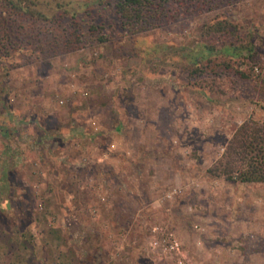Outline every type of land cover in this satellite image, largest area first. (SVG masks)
Segmentation results:
<instances>
[{
    "label": "rangeland",
    "instance_id": "rangeland-1",
    "mask_svg": "<svg viewBox=\"0 0 264 264\" xmlns=\"http://www.w3.org/2000/svg\"><path fill=\"white\" fill-rule=\"evenodd\" d=\"M32 1L0 0V264H264V184L206 172L264 124V0Z\"/></svg>",
    "mask_w": 264,
    "mask_h": 264
},
{
    "label": "trees",
    "instance_id": "trees-1",
    "mask_svg": "<svg viewBox=\"0 0 264 264\" xmlns=\"http://www.w3.org/2000/svg\"><path fill=\"white\" fill-rule=\"evenodd\" d=\"M33 2L30 0L29 3ZM143 2L144 0H117V4L125 9L139 7ZM225 26L227 25L224 19L211 22L206 27V34L209 37L214 36L223 31ZM105 38L103 35H98L94 40L102 41ZM204 47L207 48L209 55H201V58L195 57V61L192 62L194 72H198L202 68L201 59H209L212 54L211 46L204 44ZM244 48L238 47L235 43H229L219 47V51L230 57L248 58L250 54H247ZM240 73L243 75V72ZM206 172L211 176L222 177L228 181L264 184V124L256 121H244L232 133L221 155L207 168Z\"/></svg>",
    "mask_w": 264,
    "mask_h": 264
},
{
    "label": "built area",
    "instance_id": "built-area-1",
    "mask_svg": "<svg viewBox=\"0 0 264 264\" xmlns=\"http://www.w3.org/2000/svg\"><path fill=\"white\" fill-rule=\"evenodd\" d=\"M175 192L176 190H173L172 192L168 193L167 197H172ZM152 231L158 234V237H155L150 242L152 249L157 248L162 252H168L174 255H178L182 252L181 242L172 233L163 231L162 228L157 225L152 227Z\"/></svg>",
    "mask_w": 264,
    "mask_h": 264
}]
</instances>
